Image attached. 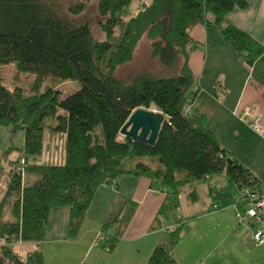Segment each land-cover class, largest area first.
Returning <instances> with one entry per match:
<instances>
[{
	"label": "trees",
	"instance_id": "trees-1",
	"mask_svg": "<svg viewBox=\"0 0 264 264\" xmlns=\"http://www.w3.org/2000/svg\"><path fill=\"white\" fill-rule=\"evenodd\" d=\"M90 1L72 0L62 14L44 0H0V66L35 76L27 95L0 79V127L23 132L22 147L0 152V264H43L40 250L21 255L16 245L40 244L54 208L68 209L67 238H74L95 190L121 175L145 176L155 188L166 189L154 226L176 212L179 188L187 183L223 173L227 185L211 194L212 206L222 209L231 203L232 188H254L259 182L235 160L226 163L229 158L206 130L204 115L192 107L198 90L187 68L195 47L191 27H221L226 15L245 9L246 1L140 0L133 8L134 0H94L102 41L87 23L72 19ZM220 35L242 62L252 61L250 81L264 99V47L231 25L221 27ZM141 39L148 42L149 58L165 69L181 58L177 72L115 78V68L131 61ZM48 77L57 84L76 81L79 89L62 98L57 86L41 87ZM150 107L163 116L152 146L117 139L131 112ZM13 150L17 154L10 159ZM43 154L46 163L40 162ZM121 208L110 212L102 228L117 223L118 230L98 238L107 251L130 219L131 211L121 213ZM184 224L178 220L163 231L145 264H175L172 250Z\"/></svg>",
	"mask_w": 264,
	"mask_h": 264
},
{
	"label": "crops",
	"instance_id": "crops-1",
	"mask_svg": "<svg viewBox=\"0 0 264 264\" xmlns=\"http://www.w3.org/2000/svg\"><path fill=\"white\" fill-rule=\"evenodd\" d=\"M245 1V9L226 15L221 27L231 25L264 47V0ZM221 27L195 25L189 30L195 47L187 56V68L198 90L192 107L204 115L206 130L227 157L247 169L252 178L262 181L264 99L250 81L252 61L242 62L235 56L231 46L221 40ZM243 108L259 118L258 131L249 129V117L239 118ZM155 185L145 176L121 175L95 190L74 238H67L68 209L54 208L46 218L44 240L38 245L17 244L16 250L21 255L40 250L43 264H145L163 231L181 220L186 230L173 246L175 264H264V245L252 247L248 243L251 225L238 223L230 207L212 206L211 194L227 185L223 173L180 187V216L174 221L160 217L156 226L163 196ZM182 194L186 195L184 202H180ZM116 207H122L121 213L131 211L130 219L112 250L107 251L102 247L104 240L98 238L118 230L117 223L107 231L102 229Z\"/></svg>",
	"mask_w": 264,
	"mask_h": 264
},
{
	"label": "rangeland",
	"instance_id": "rangeland-1",
	"mask_svg": "<svg viewBox=\"0 0 264 264\" xmlns=\"http://www.w3.org/2000/svg\"><path fill=\"white\" fill-rule=\"evenodd\" d=\"M44 1H46L48 4L53 5L54 7L59 8L58 10H60V13L62 14L65 13L68 6L71 5L72 3V0H44ZM137 1H140V0H134L133 8L135 7V5H137L136 4ZM131 7H132V4H131ZM131 7L127 11L128 14L130 13ZM72 19H74L76 22L87 23V25L89 26V29L92 32L93 37L96 40H100V41L103 40L102 39L103 36L101 35L98 28H96V23L99 21V18L96 17L95 15L94 0L90 1V3L86 6V10L82 14ZM135 49L136 50L133 53V56L130 62H127L126 64L115 68L114 77L117 78L118 80L127 81V79L131 75L138 74V72L140 71L146 72L148 74L150 73L151 75L156 76V77H160V76L171 77L177 72V68L181 62V58L178 57L177 63L173 67H171V69H165L157 62V60L149 58L148 55H149L150 49L148 48V42H146L145 39H141L137 43ZM0 79L3 85H5L7 88H12V87L17 86L22 89L25 95H27V93H29L32 89L35 76L32 74H27V73L26 75L17 73L13 69L12 66L3 65V66H0ZM42 86H57V90L60 92V97L62 98L70 94L71 92L79 89V85L76 81H71V82L64 81V82H60L57 84L54 80L51 79V77L45 78L42 81L41 87ZM150 109H154V108L150 107ZM121 138L122 136L118 134L117 139H121ZM22 140H23V132H21L20 130H17L16 132H11L9 127H6V128L0 127V152L7 149V147L9 146H12L15 149L22 147L23 145ZM58 145H59V142H58ZM16 152L17 151L13 150L9 158L14 159L17 154ZM54 153L57 156L59 154L58 149H56ZM46 159H47V156L43 154L40 158V162L46 163L47 162ZM141 160L149 161V159L146 157L141 158ZM52 162H55V161H52ZM52 162H48V163H52ZM215 176L218 177L219 174L218 175L216 174ZM235 191H236L235 189L232 190V192H235ZM202 198L203 197L199 195V199L202 200ZM180 199H181L180 202L181 201L184 202V200L186 199V195L182 194L180 196ZM179 212L180 211L177 210L176 212L172 213V216L169 215L167 219L171 218L172 221H174V218H177L180 216Z\"/></svg>",
	"mask_w": 264,
	"mask_h": 264
},
{
	"label": "built area",
	"instance_id": "built-area-1",
	"mask_svg": "<svg viewBox=\"0 0 264 264\" xmlns=\"http://www.w3.org/2000/svg\"><path fill=\"white\" fill-rule=\"evenodd\" d=\"M241 111L239 118L249 117V129L258 131L260 129L259 118L251 115V111L248 108H243ZM209 177L204 179L209 180ZM157 192L163 196L164 201L167 194L166 189L160 188ZM228 207L235 212L238 223L251 225L252 228L247 238L248 243L252 247L264 245V179L259 181L254 188L243 187L236 190L232 194L231 203Z\"/></svg>",
	"mask_w": 264,
	"mask_h": 264
},
{
	"label": "water",
	"instance_id": "water-1",
	"mask_svg": "<svg viewBox=\"0 0 264 264\" xmlns=\"http://www.w3.org/2000/svg\"><path fill=\"white\" fill-rule=\"evenodd\" d=\"M162 121L163 116L154 109L144 110L139 108L129 114L126 122L120 127L119 135L152 146L157 138ZM226 163H230V159H227Z\"/></svg>",
	"mask_w": 264,
	"mask_h": 264
}]
</instances>
